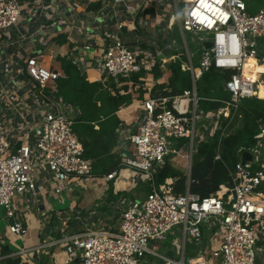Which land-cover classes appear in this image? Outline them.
I'll use <instances>...</instances> for the list:
<instances>
[{"label":"built area","instance_id":"1","mask_svg":"<svg viewBox=\"0 0 264 264\" xmlns=\"http://www.w3.org/2000/svg\"><path fill=\"white\" fill-rule=\"evenodd\" d=\"M156 1L167 0H108V4L124 7L128 15L140 13V18H144L143 10ZM179 1L180 8L169 15L158 37L166 42L168 37L171 39L172 27H178L189 61V65L182 62L181 69L190 72L192 85L170 96L149 95L141 102L134 122L130 126L119 124L115 130L117 146L125 149L120 152L122 165L135 169L136 182L150 180V188L135 192L130 198L122 197L113 206L120 217L117 232L106 227L105 220L111 222L114 217L109 214L103 221L98 218L95 226L84 223L82 232L44 242L42 246L62 244L67 261L264 264V124L259 126L253 146L238 148V160L229 173L230 182L219 185L205 197L188 190L198 144L216 130H220V136L227 133L232 118L239 116L241 99L260 98L256 91L261 79L252 81L246 77L244 64L252 58L264 65V0L253 13L248 12L244 0ZM23 12L22 0H0V46L1 42L11 44L7 41L25 20ZM124 26L122 21L112 29L106 26L100 53H85L91 50L90 42L73 47L71 62L82 70H97L103 86L109 80L119 83L130 79L141 70L151 71L162 59L158 58L161 49L154 51L144 46L148 40H143L135 27L124 31ZM184 32L199 36L198 66L192 64ZM205 42L211 45L205 47ZM174 44L172 38L166 48ZM41 51L36 48L19 54L17 61L7 57L3 47L0 49V206L5 210L6 222L3 232L0 231V262L17 260L32 250L24 246L16 251L5 249L8 235L21 239L28 232L26 210H38L40 219L48 226L50 215L39 208L41 190L60 196L73 190L71 179L90 187L116 175L115 171L102 177L92 174V161L84 156L82 141L73 130L79 107L58 93L57 79L63 73L55 67L45 69L37 65ZM164 63L161 61L160 65ZM210 68L230 72L222 84L229 99L222 100L223 105L217 109L203 110L198 107L201 97L196 81ZM244 151L251 154V159L242 162ZM182 159L187 168L185 192H175L172 181L158 186L153 183V175L165 164L175 167ZM58 215L63 216V211ZM62 223L65 225L66 221ZM167 234L172 235L168 251L158 252V242L149 246L150 241L165 240ZM33 249L38 250L37 246Z\"/></svg>","mask_w":264,"mask_h":264},{"label":"crops","instance_id":"2","mask_svg":"<svg viewBox=\"0 0 264 264\" xmlns=\"http://www.w3.org/2000/svg\"><path fill=\"white\" fill-rule=\"evenodd\" d=\"M22 2L24 5L22 18L25 20L20 23L19 30L11 34V39L7 41L11 44L5 45V42H1L2 45L0 46V49L2 47L5 49L7 57L13 58L12 60L17 59L18 61L19 54L20 56L27 54L32 49H42L36 58L37 65L45 69L55 67L63 73L64 77L59 59H71L72 48L82 42L92 44L90 52L85 51L88 55L100 53L103 50L102 31L106 26L112 29L120 21L123 25H126L123 27L124 31L125 29L132 30L135 27L141 38L148 40L145 43H149L144 44V46L146 45L154 51L156 49L162 51L160 55L158 54V58L162 59L156 65L161 72L159 76L155 77L151 72L152 70H141L136 73L137 81L134 82L132 78L121 80L115 84V89L111 90L112 94H115L116 91L119 94H127L129 99L125 105H121L115 112L119 123L114 129L115 141L110 152L89 159L92 164L95 162L94 167L92 166L94 176L102 177L111 171H115L116 175L109 181H102L90 187H85L82 182L77 183L74 181L75 179H71L70 182L74 184L73 190L64 192L61 196H55L49 191L41 190L39 208L50 215L48 226L45 227L46 223L40 219L41 214L38 210L34 208L26 210L25 218L28 232L21 240L25 248L32 250L23 256H18L17 260L9 259L0 262V264H19L20 262H22L21 264H35L36 260H40L42 264H75L76 259L67 261L68 256L63 251V245H60L59 242L50 246L42 245L44 242L52 241V239L60 240L71 234L82 232L84 229L83 224L86 222L95 226L98 218H102L103 221L104 216L109 217V214L114 216L113 222L108 221V219L105 220L106 227L110 231L117 232L120 217L113 206L122 197L130 198L135 192H145L143 188L146 186L150 188V180L144 179L136 182L133 178L135 169L122 165L120 152H125V149H119L117 146L115 130L119 124L130 126L134 122L135 117L140 112L141 102L149 95L158 96L161 95L163 90H167L165 87L160 91L161 89L157 85L164 84L166 86L170 76L167 65L172 60H180L178 54L169 52L172 48L165 49L163 47V40L159 39L158 36L165 29L169 15L175 14V11L180 8L181 2L179 0L156 1L150 8L143 10L144 18H140V13L128 15L124 7L111 6L108 4V0H41V3L38 4L31 3V0H22ZM92 3H97L98 6L89 8ZM139 20H141V25ZM174 27L176 25L172 27L169 34L176 43L177 36L174 33ZM22 35L24 36L22 37ZM166 35L168 36V34ZM62 36L66 38V42L60 44L56 39L62 38ZM44 41L47 42L45 46L42 45ZM54 60L56 63H53ZM161 61H165L163 66L160 65ZM259 65L262 66L263 71L259 73L258 79H261L260 82H264V65ZM80 70L88 80L102 84L97 70L93 68ZM109 85L106 84L105 87H110ZM260 98L264 99V97ZM94 128L97 129L98 126L95 125ZM184 165L185 161L182 159L176 168L179 166L178 169L186 176L187 168L182 170ZM50 197L58 201L56 206V203L52 205ZM61 211H63V216L58 215V212ZM91 212H94V214L91 215ZM63 221H66L65 225L62 223ZM66 225L68 226L66 227ZM44 238L46 240L42 241ZM214 238L217 239L218 237ZM17 239L19 238L8 235L6 241L10 242L11 245H16L15 241ZM36 246L38 250L33 249ZM5 247L6 250H11L9 245Z\"/></svg>","mask_w":264,"mask_h":264},{"label":"trees","instance_id":"3","mask_svg":"<svg viewBox=\"0 0 264 264\" xmlns=\"http://www.w3.org/2000/svg\"><path fill=\"white\" fill-rule=\"evenodd\" d=\"M259 1V0H258ZM97 3L90 4L89 8L97 7ZM254 11H250L253 13ZM60 44L66 42V38H57ZM63 78L57 79L58 93L66 100L80 107V116L73 125V130L82 141L84 156L93 159L108 154L115 141L114 129L119 123L115 112L121 105H125L129 99L127 94H112L115 82L109 80L105 87L99 82L90 81L80 68L71 62V59L60 58ZM170 76L166 86L158 84L161 95H174L181 93L191 86L190 73L181 69L180 61L170 62L167 65ZM152 74L157 77L160 70L157 66L152 69ZM230 72H220L210 68L202 73L197 80L201 82L197 93L201 97L198 107L203 110L217 109L223 105L222 100L229 99V94L223 90L222 84L229 77ZM137 81V74L131 77ZM196 81V82H197ZM126 87V86H124ZM238 115H235L227 128V133L220 136V130H216L213 136L198 144L190 170L193 180L188 190L208 196L216 191L219 185L230 182V171L238 160V148L251 147L255 143L254 136L259 126L264 124V99L258 97L243 98L239 102ZM98 128L95 129L94 126ZM216 155L219 157L216 158ZM94 164L92 166L94 167ZM112 172V171H111ZM167 179L173 182L174 191L183 193L187 189L186 176L178 168L171 164H165L153 175V183L158 186ZM145 191L149 189L147 186ZM6 249V248H5Z\"/></svg>","mask_w":264,"mask_h":264},{"label":"rangeland","instance_id":"4","mask_svg":"<svg viewBox=\"0 0 264 264\" xmlns=\"http://www.w3.org/2000/svg\"><path fill=\"white\" fill-rule=\"evenodd\" d=\"M244 1L248 5V9H247L248 12H250V11H254L255 12L259 8V6L261 5V0H259V1L258 0H244ZM177 28H178L177 26L174 27V31L175 32L173 31L176 34V36H177V40H176L177 42H176V44L173 45L171 51H169V52L178 54L179 60L184 62L186 65H189L184 39H183V36H182L181 32L178 31ZM184 38H185V41H186V44H187V49H188V51H189V53L191 55L192 64H193V66H198V54H199V51H197L196 48L199 46V43H200V42L197 41L199 36L198 35L194 36L192 33L184 32ZM170 41H171V39H170V37H168L166 42L162 43V45H163V47L165 49H166V44L170 43ZM53 63H56V61L54 60ZM190 82H191V80H190ZM196 84H197L198 87L201 86V82L200 81H197ZM194 156H193V158H194ZM175 167H177V166H175ZM178 168H179V166H178ZM184 169H185V167H183L182 170H184ZM166 181L167 182H171V179H167ZM61 195H62V193H61ZM50 199L52 200V205H54L56 203L55 204V206H56L58 201L56 199H53L52 197H50ZM15 202L20 204V202L18 200H16ZM4 211H5L4 208L0 206V231L1 232H3V229L5 228V224H6V222L4 220ZM173 230H176V228L174 227ZM179 236H180L179 234L176 235V237H178V238H179ZM156 242H158V245H159V246H157V251L164 253V251H168L170 246H172V235L167 234L165 240H162V241H160V240L150 241L149 242V246L151 247ZM15 243H16V245H11L10 242L8 243L6 241V245H9L10 249L12 251H16L18 248L23 246V241L21 239H17L15 241ZM186 256H188V254H186ZM174 257L177 258V256H174ZM35 264H42V263H41L40 260H36Z\"/></svg>","mask_w":264,"mask_h":264},{"label":"bare ground","instance_id":"5","mask_svg":"<svg viewBox=\"0 0 264 264\" xmlns=\"http://www.w3.org/2000/svg\"><path fill=\"white\" fill-rule=\"evenodd\" d=\"M262 71V66L257 64L252 58H249L244 64V75L252 81H255ZM256 93L260 97H264V82L259 83Z\"/></svg>","mask_w":264,"mask_h":264},{"label":"water","instance_id":"6","mask_svg":"<svg viewBox=\"0 0 264 264\" xmlns=\"http://www.w3.org/2000/svg\"><path fill=\"white\" fill-rule=\"evenodd\" d=\"M210 45H211L210 42L204 43L205 47H209ZM250 159H251V154L248 151H244L241 156V161L245 162L246 160H250Z\"/></svg>","mask_w":264,"mask_h":264}]
</instances>
